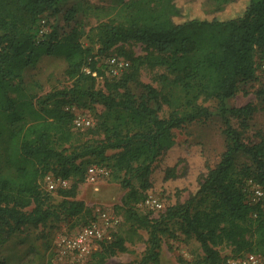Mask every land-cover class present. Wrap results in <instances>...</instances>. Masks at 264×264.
Instances as JSON below:
<instances>
[{"label":"trees","instance_id":"1","mask_svg":"<svg viewBox=\"0 0 264 264\" xmlns=\"http://www.w3.org/2000/svg\"><path fill=\"white\" fill-rule=\"evenodd\" d=\"M68 1L0 0V243L25 227L88 213L77 191L96 165L128 189L124 223L147 235L134 264L159 263L163 237L177 233L200 245L203 256L195 264H224L246 253L264 257V208L247 192L248 181L264 186V137L251 145L242 140L253 105L226 106L241 81L255 80L257 52L264 58V0H110L108 20L87 37L88 45L78 27L39 36L45 15ZM75 14L71 8L66 20ZM127 43L143 45L145 56L125 51ZM112 49L129 62L118 78L105 77L97 59ZM43 56L65 59L71 85L36 99L24 71ZM144 65L164 70L159 87L140 81ZM98 77H104L101 88ZM131 83L142 87L139 97ZM208 100L218 101L226 125L220 161L207 167L185 201L167 203L158 217L140 212L136 204L149 196L153 165L177 144L174 129L207 116L202 102ZM163 105L166 118L159 116ZM72 106L95 111L96 123L84 133L72 129ZM228 113L241 119V130L230 125ZM86 134L97 138L84 141ZM238 155L249 163L240 165ZM175 168H167L166 180L179 177ZM48 174L71 182L57 190L59 203L41 189ZM114 233L86 264H104L127 251L126 237ZM225 246L232 255L222 257Z\"/></svg>","mask_w":264,"mask_h":264},{"label":"rangeland","instance_id":"2","mask_svg":"<svg viewBox=\"0 0 264 264\" xmlns=\"http://www.w3.org/2000/svg\"><path fill=\"white\" fill-rule=\"evenodd\" d=\"M109 5L110 0H69L59 5L55 13L45 15L44 30L49 32L52 29H57L62 35L74 27H78L84 32V36L81 38L82 43L88 45L87 37L95 33V28L100 22L108 20L107 7ZM71 8L76 10V14L72 19L66 20L67 11ZM122 47L125 51H132L136 57H144L146 54L144 46L140 43H127ZM114 55H118L117 49H112L108 54H99L97 56L99 64L103 65L102 67L105 69L107 59ZM255 60L257 64L255 80L241 81L235 96L226 100L228 108L251 104L256 109L247 121L248 128L242 133V140L247 145L257 143L261 137H264V70L260 67L263 61L262 53L257 52ZM65 69L64 58L43 56L36 65L25 69L24 82L32 87L36 99L42 98L48 93L70 87L71 81L66 77ZM163 72V69H152L144 65L141 68L140 81L159 87L157 76ZM103 79L104 77L98 79V88H101ZM129 87L137 97L143 93L142 87L136 83L129 84ZM202 104L208 108L209 114L174 129L176 146L153 165V185L147 199L152 197L160 200L163 209L159 211L151 209L146 204V199L136 204L140 212L149 213L151 217H158L165 210L167 203L174 204L177 200L185 201L190 192L195 191L200 175L206 171L207 167H215L220 161L227 144L224 133L225 120L218 110L217 100L204 101ZM71 110L76 114L90 117L94 124L96 123L95 111L89 107L72 106ZM168 114L167 106L163 105L159 110V116L166 118ZM227 117L231 126L241 130V119L234 118L229 113ZM86 131L87 129L77 132L84 133ZM82 138L87 141V139L91 140L97 137L86 134ZM237 161L240 165L249 163V159L242 155H238ZM173 166L176 167L179 177L176 180H166L165 172L167 168ZM51 175L56 178L53 174ZM69 183L71 185L70 181ZM41 189L51 196L53 203H59L62 200L57 190H46L44 179L41 181ZM127 192L128 189H124L109 177H99L94 182L85 180L78 186L77 199L85 203L88 213L69 221L51 220L45 226L23 228L5 242L0 243V264H63L56 252L58 238L74 233L100 212H106L119 219L115 233L118 232L126 237L127 253L143 254L146 248V233L140 230L136 234L123 220L122 198ZM138 234L143 236L142 239L138 238ZM177 235V237L166 235L162 239V244L165 245L167 251L175 255L173 264H195L200 261L203 253L198 242L193 238L185 240L184 236L179 233ZM231 250L232 248L229 246L222 248V257L232 255ZM182 251H185L187 255L183 256ZM177 252L178 254H176ZM169 253L167 252L168 258ZM114 261L115 258H112L108 264H112ZM86 262L74 264H86Z\"/></svg>","mask_w":264,"mask_h":264},{"label":"built area","instance_id":"3","mask_svg":"<svg viewBox=\"0 0 264 264\" xmlns=\"http://www.w3.org/2000/svg\"><path fill=\"white\" fill-rule=\"evenodd\" d=\"M45 33L44 21H41L39 36ZM129 62L123 57L110 56L105 63V75L110 78H118L127 68ZM264 70V58L261 63ZM96 76V73H93ZM102 78V77H98ZM94 125L90 117L75 113L72 129L82 131ZM109 171L101 166H90L86 171V180L89 182L97 181L99 177H108ZM47 191H55L60 188H68L70 183L67 179L53 178L48 174L44 177ZM248 199L251 203L260 204L264 208V186L248 181ZM146 204L153 210L163 209V204L158 199L150 197ZM119 219L106 212H100L94 216L86 225L71 234L63 235L56 242V252L63 264L84 263L91 255L98 250L99 244L112 240L113 233L116 231ZM71 261H70V260ZM224 264H264V257L255 253H246L238 256H231L226 259Z\"/></svg>","mask_w":264,"mask_h":264},{"label":"crops","instance_id":"4","mask_svg":"<svg viewBox=\"0 0 264 264\" xmlns=\"http://www.w3.org/2000/svg\"><path fill=\"white\" fill-rule=\"evenodd\" d=\"M129 250V249H128ZM167 249L165 247L164 244H161V248H160V256H159V263L157 264H173L174 260H175V255L173 253H169V251H167L170 256L169 259L167 257ZM183 252V256H186V252ZM173 254V255H172ZM178 254V252L176 253ZM142 254H138L137 252H118L117 254H115L114 256L110 257L107 262L105 264H108V261L112 258H115L114 263L112 264H134L136 261H139L141 258ZM154 264V263H152Z\"/></svg>","mask_w":264,"mask_h":264}]
</instances>
